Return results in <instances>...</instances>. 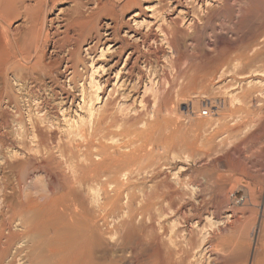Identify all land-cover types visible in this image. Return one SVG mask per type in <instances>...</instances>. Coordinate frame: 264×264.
Wrapping results in <instances>:
<instances>
[{
  "label": "rangeland",
  "instance_id": "rangeland-1",
  "mask_svg": "<svg viewBox=\"0 0 264 264\" xmlns=\"http://www.w3.org/2000/svg\"><path fill=\"white\" fill-rule=\"evenodd\" d=\"M123 2L57 1L46 18V66L23 73L25 81L9 75L7 84L0 83V264L24 262L23 253L11 258L18 243L6 238V228L18 227L19 201H41V184L51 195L72 187L73 195L103 218L104 209L92 197L98 187L92 159L97 130L110 121L122 130L117 140L128 141L130 150L140 147L143 156L136 164L155 171L143 173L144 184L131 180L145 185L149 199L144 203H154L136 214L130 229L120 219L126 198L113 211L105 210L98 222L104 241L99 239V259L92 264H148L159 233L177 244L179 264H259L264 17L228 34L223 47L215 48L208 37V53L192 59L190 37L172 47L168 36L175 30L181 37L192 35L193 20L204 26L218 7L215 1L133 0L121 9ZM203 74L209 89L195 104L192 81ZM238 97L250 102L243 101L246 125L228 129L236 119L222 115L220 107L228 101L233 109ZM223 192L229 203L222 201ZM137 200L132 208L139 206Z\"/></svg>",
  "mask_w": 264,
  "mask_h": 264
},
{
  "label": "bare ground",
  "instance_id": "bare-ground-1",
  "mask_svg": "<svg viewBox=\"0 0 264 264\" xmlns=\"http://www.w3.org/2000/svg\"><path fill=\"white\" fill-rule=\"evenodd\" d=\"M27 1L28 0H0L1 84L6 83L8 81L9 75H13V77H16L17 80L22 81L26 76L23 73H25L26 71L34 69L37 65H40L42 67L46 66L45 64H42L43 55L45 53L43 47L49 36V31L46 28V18L49 8L52 7L59 0H33L34 4H30ZM132 1L133 0H124L121 5V9L127 8V6H129ZM213 1L216 2L218 7L211 9V12L208 18L206 19L204 26H199V23H197L198 21L193 20L194 22L192 23V35H189L185 32V34L181 37V34L176 32L177 30H175L171 32L168 36V42L172 47L177 41H185L186 37H190V39L192 40V59H195L196 57H203L206 55V53H208L206 49V46L208 45V37H211L213 43L216 44L215 48L222 44L223 47L224 44L230 39V33L232 34L235 31L237 32L242 29V27H244L246 24H253V22L258 20L259 18L264 17V0ZM16 19H21V22L19 23V25L14 27L12 26V22ZM215 19L218 20L217 24L214 23ZM208 30L210 33H208ZM216 30H218L219 33H217ZM209 83L210 80L208 79V77H206L205 74L192 81V97L190 98L192 100V103L197 104L200 98L202 99V96L206 95L209 89ZM237 99L239 100V104L234 105V100L232 98V105H234L233 109H231L230 105L227 104V100V103H223L222 107H220V109H222V115L230 118V120L236 119L233 125L227 127L228 129H239L242 125L245 124L246 118L243 115V112L245 111V106L248 104L247 102L249 101L246 102L239 97ZM215 101H217V99ZM215 101H212V103ZM243 101L246 102L245 106L243 105ZM190 110L193 112L192 109ZM107 124L108 126L105 125L106 127L104 126L102 131L100 128L101 132H98L99 129L97 130L99 136H95L96 140L94 139V136H92V140L96 141V144H94V146H96V150L93 153L94 157L92 160L94 162L95 169L97 168V177L95 184L98 186L97 189L94 190V194H92V197L94 203L97 202L98 206L102 207L104 211L108 209L107 211L109 212L114 210L116 204L119 201H121L123 198H126L127 201H125V211L123 214L125 215V217L122 215L120 219L122 221V224H124L126 228L130 229V227H127V225L134 222L137 216L136 214H141L143 209L149 206L151 202L147 201L146 203H144V201L149 196L147 190L144 188L145 185L137 187V185L134 184L135 182H132L131 180L137 179L135 181H141V183L144 184L143 181L146 175H143V173H149L153 169L150 170L149 168L150 171L148 172L146 170V167L137 165L136 161L141 158V156H143L141 150L138 149L140 147H138L137 149L130 150L129 147H127V144L125 145V143L128 141L123 143L122 141L117 140L115 138L116 136L121 134L122 130L120 128L117 129V127H115L113 123H111V121L110 125L109 123ZM92 135L97 134H95L94 132V134ZM111 141L114 143H112ZM234 151H238V146L234 148ZM153 172L155 171L153 170ZM136 187L137 190L135 189ZM47 188L45 186V183L40 185L39 190H41V193L39 192L40 195L37 197H39L41 201L31 202L32 200H29L30 202H27V200H23L26 203L19 201L20 206H17V208L20 209V212L17 213L19 215L18 227L11 228L10 226L6 228L8 230V234L5 233L7 236L4 235V237L6 236L9 241L15 240L18 243L17 246L15 245L14 253L12 254L11 258L15 259L16 256H19L21 253H23V256L21 255V258L24 257V262L21 264L94 263V261H97L99 259V255L97 254L100 249L99 239H103L102 231L98 226V222L100 221L101 223V220H103L104 211L102 214L103 218L96 216L97 214L95 215L93 211L87 209L80 202L81 197L73 195L72 187L69 192L61 193L58 195L49 194ZM99 197L101 199L100 202L98 201ZM221 197L223 202L229 203V198L227 197L226 192L221 193ZM139 198L141 199V202L137 200V202L140 203L139 206L137 203V205L133 206L132 208V202L135 199ZM257 206L258 210L256 209V214L262 216V219L260 220L262 225L264 226V206L260 208L259 203L257 204ZM15 211L16 210H14L13 212ZM146 211L149 214L148 209ZM149 211H152L151 207ZM121 213L123 212H120V214ZM154 213L152 211L151 216L157 217L158 213H156V215H153ZM109 216L110 215H108L107 217ZM123 217L124 219L122 220ZM150 219L153 218L150 217ZM152 221L155 220L153 219ZM109 226L110 224L108 225V227ZM113 228L115 229V227ZM109 230H107L106 232H108ZM117 230V232L119 233V229ZM111 234L112 233H110V237L112 238L114 234ZM132 234L133 233H130V237H132ZM160 234L161 233H159V235ZM159 235L157 236L158 239L156 237L155 241L152 240L154 242L152 243L149 251L150 260L146 263L179 264V256L181 254L178 255L179 251L177 253L178 249H175V246L177 244H169L165 242L166 240L163 241V233L162 235ZM126 239L128 238L126 237ZM109 240L107 239L106 241L108 242ZM161 245H163L165 249H163ZM255 250L256 263L264 264V239L263 241H259L258 246L255 248ZM46 259L48 260L47 263H45Z\"/></svg>",
  "mask_w": 264,
  "mask_h": 264
},
{
  "label": "built area",
  "instance_id": "built-area-1",
  "mask_svg": "<svg viewBox=\"0 0 264 264\" xmlns=\"http://www.w3.org/2000/svg\"><path fill=\"white\" fill-rule=\"evenodd\" d=\"M204 113H205V111H204Z\"/></svg>",
  "mask_w": 264,
  "mask_h": 264
}]
</instances>
